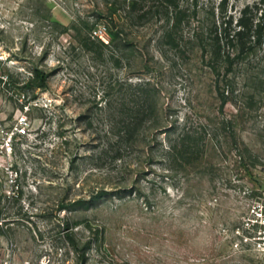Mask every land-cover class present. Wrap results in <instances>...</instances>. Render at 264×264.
<instances>
[{
  "label": "rangeland",
  "instance_id": "obj_1",
  "mask_svg": "<svg viewBox=\"0 0 264 264\" xmlns=\"http://www.w3.org/2000/svg\"><path fill=\"white\" fill-rule=\"evenodd\" d=\"M175 1L0 0V264H264L232 235L264 190V38L209 51L230 15L257 40L264 0Z\"/></svg>",
  "mask_w": 264,
  "mask_h": 264
},
{
  "label": "trees",
  "instance_id": "obj_2",
  "mask_svg": "<svg viewBox=\"0 0 264 264\" xmlns=\"http://www.w3.org/2000/svg\"><path fill=\"white\" fill-rule=\"evenodd\" d=\"M175 6L178 3L175 0H170ZM226 19L222 23V28L225 31V35L220 36L216 35L213 39V42L210 43L211 48L209 49L212 58H218L221 55H224L222 50V43L225 42L229 45L236 46L238 49V54L250 49L253 45H255V41H262L264 38V26L263 22L257 21L256 28L254 29L257 34V40L250 39L249 32L250 29H253L254 22L246 15L242 14L240 19L238 20L237 26L232 27L233 19ZM181 23V18L179 17L178 11L174 16L172 30L176 28ZM214 24L218 26V22L215 21ZM255 25V24H254ZM116 27V25H113ZM217 29V28H216ZM234 30V31H232ZM119 32L117 31V34ZM202 35V34H201ZM200 33H197V37L201 36ZM203 36V35H202ZM203 38V37H202ZM126 44H131V42H127V39L123 37ZM204 46V47H203ZM203 48L207 49V43L203 44ZM225 59L228 65L233 63V58L231 52L225 55ZM35 78L39 80V83H35L37 86H46L47 84V73L44 71L37 69L35 73ZM151 81H142L137 85V97L138 101L134 102L136 105H131L128 111L126 112V116L119 119L115 122V126H117V132L115 134L119 138H132L135 134L139 133L142 129V125L146 118L151 117L154 113H158V92L155 86L151 88ZM75 247L79 248L78 242L72 238Z\"/></svg>",
  "mask_w": 264,
  "mask_h": 264
},
{
  "label": "built area",
  "instance_id": "obj_3",
  "mask_svg": "<svg viewBox=\"0 0 264 264\" xmlns=\"http://www.w3.org/2000/svg\"><path fill=\"white\" fill-rule=\"evenodd\" d=\"M28 105H25V110ZM25 110L18 116L13 130L8 131L3 143L4 148L11 151L14 135L27 131L30 119ZM234 245L238 248H250L264 257V190L252 200L242 215L240 224L232 230Z\"/></svg>",
  "mask_w": 264,
  "mask_h": 264
}]
</instances>
